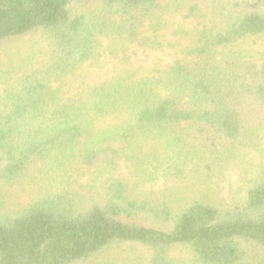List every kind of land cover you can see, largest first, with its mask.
Returning <instances> with one entry per match:
<instances>
[{"label":"trees","instance_id":"1","mask_svg":"<svg viewBox=\"0 0 264 264\" xmlns=\"http://www.w3.org/2000/svg\"><path fill=\"white\" fill-rule=\"evenodd\" d=\"M169 2L210 20L182 59L65 96L50 81L95 59L98 37L120 41L117 58L125 42L159 48L165 0H0V45L40 34L52 55L44 76L21 71L0 97V183L51 174L44 194L0 215V264H264V164L227 208L176 186L193 182V160L213 171L264 139V62L221 53L264 36V0ZM122 161L128 179L75 187Z\"/></svg>","mask_w":264,"mask_h":264},{"label":"rangeland","instance_id":"2","mask_svg":"<svg viewBox=\"0 0 264 264\" xmlns=\"http://www.w3.org/2000/svg\"><path fill=\"white\" fill-rule=\"evenodd\" d=\"M165 0L167 12L162 26L157 31L161 46L157 49L141 47L138 43L125 42L114 57L110 53V46L121 47L120 41L112 37H98L100 54L88 64L79 68L75 73L52 79L51 85L60 88L65 96L75 95L89 86L102 83L119 74L121 68L138 72L140 76H148L168 69L176 60L183 58V50L194 43L198 29H202L209 19H189L184 10L176 9L172 3ZM264 10V8H263ZM144 36H153L148 28L143 30ZM114 51V50H113ZM233 52L241 59L261 65L264 62V36L250 37L241 40L234 46L221 52L223 55ZM115 53V52H113ZM51 49L40 34H33L21 39L5 42L0 45V97L3 95L6 83L22 72H36L40 76L51 66ZM22 71V72H21ZM114 117L105 119L102 124L115 121ZM264 164V139L255 142L246 151H237L227 163L214 166L213 171H204L196 167L193 160V182L180 179L176 186L181 188L182 194H193L209 202L227 208L244 202L249 183L257 176ZM192 166V165H191ZM192 167H190L191 169ZM203 171V172H202ZM129 164L119 163L113 171L104 175H85L79 179L75 187L85 190L97 188L107 178L128 179ZM51 174L35 171L29 177L16 183H0V215L12 212L22 205H26L39 195L44 194L50 186ZM161 186L169 185L166 181ZM171 186V184H170ZM189 188L188 190H185ZM191 191V192H190ZM172 255L181 257L183 254L174 252Z\"/></svg>","mask_w":264,"mask_h":264}]
</instances>
